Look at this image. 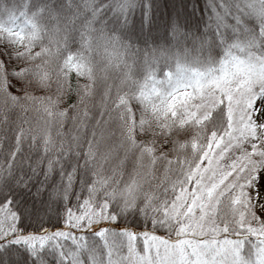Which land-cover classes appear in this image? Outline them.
<instances>
[{"label": "snow or ice", "instance_id": "snow-or-ice-1", "mask_svg": "<svg viewBox=\"0 0 264 264\" xmlns=\"http://www.w3.org/2000/svg\"><path fill=\"white\" fill-rule=\"evenodd\" d=\"M0 264H264V0H0Z\"/></svg>", "mask_w": 264, "mask_h": 264}]
</instances>
